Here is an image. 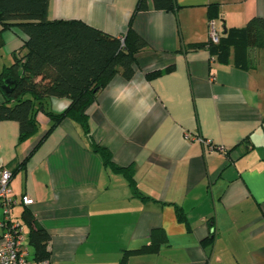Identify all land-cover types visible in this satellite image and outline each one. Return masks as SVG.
Instances as JSON below:
<instances>
[{
  "label": "crops",
  "instance_id": "0c3cea01",
  "mask_svg": "<svg viewBox=\"0 0 264 264\" xmlns=\"http://www.w3.org/2000/svg\"><path fill=\"white\" fill-rule=\"evenodd\" d=\"M137 1L50 0L47 21H80L120 37ZM146 4L132 21L147 43L134 55L133 78L115 76L86 110L93 141L117 167L132 168L134 184L104 167L69 119L50 130L38 112L36 133L21 142L17 123L1 121L0 168L12 174L17 201L11 218L27 246L23 212L46 231L48 264H119L124 251L152 244L157 250L129 261L264 264V52L242 49L248 67L241 68L233 47L225 62L190 49L208 42V5H219L222 33L264 18V0H180L168 12ZM0 39L1 74L27 51L18 28L0 24ZM69 104L48 100L53 114ZM22 196L33 204L24 207Z\"/></svg>",
  "mask_w": 264,
  "mask_h": 264
},
{
  "label": "trees",
  "instance_id": "16d2710c",
  "mask_svg": "<svg viewBox=\"0 0 264 264\" xmlns=\"http://www.w3.org/2000/svg\"><path fill=\"white\" fill-rule=\"evenodd\" d=\"M180 0H152L157 11H175ZM50 0H0V24L2 29L18 28L25 36L26 54L0 74V122L14 121L18 125L19 141L33 136L38 125L36 114L43 112L51 121L50 130L62 120L77 123L87 137L90 147L104 167L124 174L133 185L132 168L117 167L110 151L95 143L90 133L87 108L94 102L97 93L115 76L129 81L134 76V55L147 47V43L132 30L133 16L146 11V0H138L128 22L126 33L120 37L108 35L80 21H47ZM208 20L219 17V5L207 6ZM123 40V42H122ZM238 55L236 63L246 68L242 49H258L264 52V18L252 17L243 28L223 29L219 42L193 45L190 49H207L211 55L225 62L230 48ZM169 70V68H168ZM154 73L148 79L159 75ZM14 79L11 92L2 89L4 80ZM50 98H66L69 106L61 114H53L48 108ZM12 177V174H11ZM178 221L184 216L176 209ZM22 220L28 226V250L32 262L39 264L49 259L47 251L49 235L34 223V217L23 212ZM154 231L153 237L160 235ZM158 244L140 250L124 251L119 264H132L129 257L140 252H154Z\"/></svg>",
  "mask_w": 264,
  "mask_h": 264
},
{
  "label": "built area",
  "instance_id": "2783aa9c",
  "mask_svg": "<svg viewBox=\"0 0 264 264\" xmlns=\"http://www.w3.org/2000/svg\"><path fill=\"white\" fill-rule=\"evenodd\" d=\"M220 36L215 21L210 20L208 41L217 44ZM10 180L11 173L5 168H0V264H34L29 258L23 226L11 218V211L17 201L11 196ZM33 202L28 196L20 198V203L24 207L32 205ZM39 264H48V260Z\"/></svg>",
  "mask_w": 264,
  "mask_h": 264
},
{
  "label": "water",
  "instance_id": "95a60500",
  "mask_svg": "<svg viewBox=\"0 0 264 264\" xmlns=\"http://www.w3.org/2000/svg\"><path fill=\"white\" fill-rule=\"evenodd\" d=\"M0 45H1V39H0ZM16 84V81L14 79H6L3 82L2 89L4 92L9 93L12 90V87Z\"/></svg>",
  "mask_w": 264,
  "mask_h": 264
},
{
  "label": "rangeland",
  "instance_id": "374dc122",
  "mask_svg": "<svg viewBox=\"0 0 264 264\" xmlns=\"http://www.w3.org/2000/svg\"><path fill=\"white\" fill-rule=\"evenodd\" d=\"M24 230V229H23ZM25 232V231H24Z\"/></svg>",
  "mask_w": 264,
  "mask_h": 264
}]
</instances>
